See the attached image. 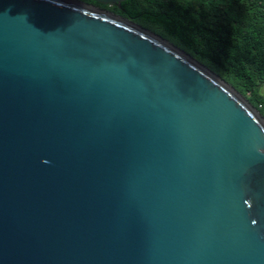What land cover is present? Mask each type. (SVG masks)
Wrapping results in <instances>:
<instances>
[{"label": "water", "instance_id": "water-1", "mask_svg": "<svg viewBox=\"0 0 264 264\" xmlns=\"http://www.w3.org/2000/svg\"><path fill=\"white\" fill-rule=\"evenodd\" d=\"M0 264H264V120L126 19L0 0Z\"/></svg>", "mask_w": 264, "mask_h": 264}, {"label": "trees", "instance_id": "trees-1", "mask_svg": "<svg viewBox=\"0 0 264 264\" xmlns=\"http://www.w3.org/2000/svg\"><path fill=\"white\" fill-rule=\"evenodd\" d=\"M169 42L227 83L264 120V0H89Z\"/></svg>", "mask_w": 264, "mask_h": 264}]
</instances>
